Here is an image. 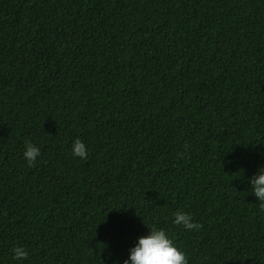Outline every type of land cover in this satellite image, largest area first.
<instances>
[{"label":"trees","instance_id":"1","mask_svg":"<svg viewBox=\"0 0 264 264\" xmlns=\"http://www.w3.org/2000/svg\"><path fill=\"white\" fill-rule=\"evenodd\" d=\"M262 168L264 0H0V264H264Z\"/></svg>","mask_w":264,"mask_h":264},{"label":"clouds","instance_id":"2","mask_svg":"<svg viewBox=\"0 0 264 264\" xmlns=\"http://www.w3.org/2000/svg\"><path fill=\"white\" fill-rule=\"evenodd\" d=\"M89 153L86 143L79 137L72 141L71 154L81 160L87 158ZM40 156V147L31 142L25 144L23 158L29 166H34ZM250 192L258 199V206L264 212V168L247 178ZM172 223L183 230L199 231L202 225L195 222L193 216L178 210L172 214ZM147 234L137 238L136 243L129 249V255L123 264H189L187 253L174 241L171 234L156 224L147 225ZM11 259L22 262L28 258V251L22 246H14L11 249ZM116 264H119L117 261Z\"/></svg>","mask_w":264,"mask_h":264}]
</instances>
